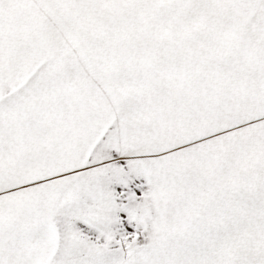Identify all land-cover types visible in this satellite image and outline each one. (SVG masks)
Listing matches in <instances>:
<instances>
[{"label": "snow or ice", "instance_id": "obj_1", "mask_svg": "<svg viewBox=\"0 0 264 264\" xmlns=\"http://www.w3.org/2000/svg\"><path fill=\"white\" fill-rule=\"evenodd\" d=\"M0 264H264V0H0Z\"/></svg>", "mask_w": 264, "mask_h": 264}]
</instances>
